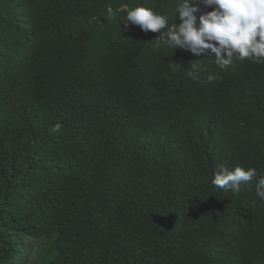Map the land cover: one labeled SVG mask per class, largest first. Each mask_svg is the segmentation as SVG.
I'll use <instances>...</instances> for the list:
<instances>
[{
	"label": "trees",
	"instance_id": "16d2710c",
	"mask_svg": "<svg viewBox=\"0 0 264 264\" xmlns=\"http://www.w3.org/2000/svg\"><path fill=\"white\" fill-rule=\"evenodd\" d=\"M162 1L0 0V61L48 57L61 25L59 63L122 30L141 57L99 61L97 86L81 58L57 87L55 73L32 75L37 93L0 65V264H264L259 176L238 193L212 184L222 166L264 174V63L236 62L205 88L175 50L144 51L152 32L106 19L109 4ZM155 215L178 222L165 232Z\"/></svg>",
	"mask_w": 264,
	"mask_h": 264
},
{
	"label": "clouds",
	"instance_id": "9594fccd",
	"mask_svg": "<svg viewBox=\"0 0 264 264\" xmlns=\"http://www.w3.org/2000/svg\"><path fill=\"white\" fill-rule=\"evenodd\" d=\"M174 2L175 0L162 1L151 6L140 3L134 8L125 4L115 9L109 4L106 6V19L114 20L118 13L123 12L125 28L129 24L138 26L147 37H151L149 32H152L153 48L149 49L145 46L144 51H156L161 48L175 50L182 56L181 65H184V74L190 80L201 83L205 88V85L218 82L221 79L218 76L224 75V72L235 66L233 64L236 62L242 63L248 60L257 64L264 63V0H176L175 6ZM199 5L203 6V11L200 10ZM121 25L122 23L120 29ZM54 31H52L54 37L51 38L54 39L52 42H55V45L51 46L50 43L45 45V52L49 56L37 60L38 63L36 61L30 65L19 66L12 59H6L4 62L1 58L0 65H6L12 71L15 68L20 72L16 75V81L21 86H27L29 92L37 93L42 90L31 80L32 75H41L44 72L55 73L56 77L51 86L57 87L67 77L66 65L68 66L69 63L72 65L81 58L90 64L85 75L86 81L96 86L97 83H102L99 82L101 71L95 70L99 61L112 60L116 54L122 52L133 63H140V54L135 50L137 46L134 44L135 37L127 34L125 30L95 38L87 46L88 49L80 55L69 62L59 63L61 61H57L52 56L69 52L60 51L59 48L60 44L66 43L63 40L66 38L67 41L69 34L64 32L62 25ZM155 33H158V36L155 37ZM27 42L28 47L34 50L33 41L27 40ZM41 63L48 65L57 63L58 66L46 70ZM66 86L75 93L76 84L73 80ZM125 86L126 84H118L114 90L120 91ZM55 89L53 91L50 89V94L60 91V87L56 91ZM258 176L255 194L258 199L264 201V174L258 173L254 167L236 166L229 170L222 166L212 179V184L218 189L238 193L241 184H247Z\"/></svg>",
	"mask_w": 264,
	"mask_h": 264
},
{
	"label": "water",
	"instance_id": "95a60500",
	"mask_svg": "<svg viewBox=\"0 0 264 264\" xmlns=\"http://www.w3.org/2000/svg\"><path fill=\"white\" fill-rule=\"evenodd\" d=\"M152 220L155 225L162 228L167 232H171L177 222V216H169L167 218H162L159 216H152Z\"/></svg>",
	"mask_w": 264,
	"mask_h": 264
}]
</instances>
